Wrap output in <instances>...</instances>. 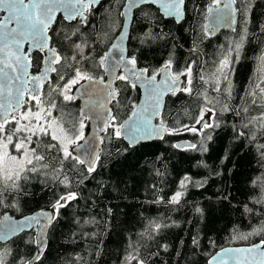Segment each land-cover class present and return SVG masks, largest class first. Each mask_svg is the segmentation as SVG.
<instances>
[{
  "label": "trees",
  "instance_id": "1",
  "mask_svg": "<svg viewBox=\"0 0 264 264\" xmlns=\"http://www.w3.org/2000/svg\"><path fill=\"white\" fill-rule=\"evenodd\" d=\"M123 3L124 0H106L87 13L84 23L77 20L68 24L59 18L50 31L52 46L62 56L70 57L75 53L74 43L86 42L88 46L83 50L88 53L97 49L116 25L113 39L101 54L107 51L121 28ZM211 3L212 0H188L185 20L180 24L164 19L150 6L135 13L128 54L136 56L139 67L148 68L151 73L172 59V71L176 72L190 61L196 62L192 66L194 95L179 92L166 99L158 122L163 120L169 128L195 123L203 106V98L196 93L207 89L209 98L220 97L221 94L213 91L212 74L229 48L240 41L245 27L247 38L239 58L230 69H225L228 81L221 78L220 86L223 89L229 81L231 83L230 108L248 106V117L264 111L250 105L248 95L264 79L259 61L264 54V0H237L236 7L241 9L237 29L223 31L215 37L205 35L202 30ZM245 11L247 24L244 23ZM144 12L150 15L145 16ZM77 34L85 38L79 39ZM194 48L196 51H192ZM101 54H83L88 57L85 65L94 64ZM232 58L235 60V53ZM62 68L68 69L67 77L71 75L67 63ZM95 74L103 75L102 69H95ZM200 75L210 83L201 81ZM116 91L118 99L112 104V112L115 123L120 124L137 105L140 92L119 80ZM68 105L58 107L59 120ZM71 105L79 114L78 103L72 101ZM215 110L219 126L204 130L212 136L206 142V152L173 147L179 142L199 145L201 136L187 131L130 148L121 138L110 137L112 129L108 128L101 137L103 142L96 171L87 174L83 165H76L75 171L68 173L73 180L70 190L78 191L80 198L60 209L50 229L46 250L36 264H127L125 258L129 253L135 255L134 249L147 264H207L220 249L259 242V235L242 240L238 234L249 233L264 220V214L245 211V206L254 209L255 213L264 208L256 203V200H264V160H261L255 142L246 137L238 138L237 130L249 135L255 131L259 143H264V133L251 126L243 128L241 118L233 111L223 112L219 104L215 105ZM65 167H69L67 162ZM50 175L54 174L50 172ZM186 175L205 183L202 187L189 184L179 205L167 203L180 190L179 182ZM81 179L83 183L77 188L76 181ZM253 181L257 183L254 185ZM22 187L25 193H15L0 185V199L5 205L16 204V207L0 206V216L10 212L21 217L52 209L50 205L55 198L69 190L44 175H32L23 181ZM160 198V203L153 202ZM197 208L203 210V215L196 211ZM150 222L168 227H161L156 232ZM194 237L199 240L198 245H193ZM29 240L33 242L29 243ZM164 245L168 246L167 250ZM5 248L10 251V255L5 256L7 264H15L20 258L29 261L36 249L35 231L1 245L0 252Z\"/></svg>",
  "mask_w": 264,
  "mask_h": 264
},
{
  "label": "snow or ice",
  "instance_id": "2",
  "mask_svg": "<svg viewBox=\"0 0 264 264\" xmlns=\"http://www.w3.org/2000/svg\"><path fill=\"white\" fill-rule=\"evenodd\" d=\"M237 0H212L207 7L206 23L202 26L205 35L214 34L219 27H232L237 23L236 12L240 8H234ZM100 4V0H0V185L4 189H10L15 193H25L21 182L27 181L32 175H44L53 180L54 183L69 189L55 198L50 205L52 211L41 210L32 216H27L22 221H15L12 217L4 215L2 220L6 222L3 233L0 234V241H6L11 237L31 228L40 225L35 243L38 251L33 260L28 261L20 258L15 264H35L41 259L46 248V229L59 216L60 209L65 208L71 201L78 200L80 193L70 190L73 180L68 173L75 171L76 165L85 166L87 174L96 171V165L100 160L99 154L92 146V143L85 138V121L94 119L104 122L106 128H111L110 137L117 139L124 138L129 146H135L142 141L152 139H163L165 135L179 134L187 131L201 136L199 145L191 142L176 144L173 147L191 149L206 152V142L212 139L211 135L205 134V129H215L219 126L215 117L217 115L215 105H221L223 112L233 111L241 118L243 128L250 126L264 133V111L258 115L248 117L250 108L248 106L230 108L228 101L232 97L230 81L222 89L221 78L228 81V73L231 65L239 58L243 41L247 38V28L243 29L240 41L220 60L216 72L212 74L214 80L213 91L221 94L219 98H209L207 89L203 93H196L203 98V106L193 125L184 124L180 128H169L163 120L154 125L152 120L161 114L166 95L175 96L178 92L194 95L193 64L190 61L183 69L172 71L173 60H167L158 70L151 73L148 68L137 67L135 55L128 54L125 47L127 25H121V34L115 38L107 51L99 55L94 64L85 65L88 57L83 55V48L88 46L84 43H74L75 53L69 56H62L57 48L52 46L47 33L57 12H63L64 18L73 20L80 17L82 21L87 17L85 11ZM156 4L162 10L163 15L172 17L177 23L183 20L187 11L186 0H126L123 5L126 9L120 15L129 17L133 9L141 5ZM142 10V9H141ZM145 16L150 13L144 12ZM244 23L247 24V13ZM235 30V28H233ZM264 31V26H262ZM25 44L28 45L27 49ZM37 55L33 57V52ZM192 51H196L194 48ZM235 53V60L232 54ZM260 69L264 71V54L259 57ZM67 63L71 69V75L67 78L60 73L56 65L63 66ZM43 65V67H41ZM35 66L37 71L33 72ZM102 69L109 76L106 82L103 75L97 76L95 69ZM123 69L121 74L118 70ZM50 73H56L58 80L63 83L53 82ZM157 76H161L157 80ZM185 79L181 81L180 77ZM199 79L205 84L210 83L204 75ZM115 80L124 81L135 89L138 85L144 89L145 99L139 106H135L133 116L137 119L132 123L124 121L115 123L116 117L107 104L116 99L118 93L112 88ZM48 85L50 91L46 92L44 86ZM79 85V98L83 100V107L80 110V119L70 127L65 128L63 123L52 116V110L56 109L55 100L50 99L51 93L62 97L63 101L71 102L76 97L73 94L74 86ZM183 85V86H182ZM264 79L248 93L251 97L250 105L264 109ZM208 105H212L208 107ZM207 117V118H206ZM248 117L247 119H245ZM197 125L199 127H197ZM102 128L101 131L106 130ZM237 137H246L255 142L254 146L264 160V143L257 142V135L254 131L251 135L245 131L237 130ZM83 141V144L80 142ZM103 142L102 140L100 141ZM79 149H83L79 154ZM227 159V157H225ZM69 167H65V163ZM207 167V165H204ZM54 175H50V172ZM87 178V176H84ZM83 183V179L76 181L77 188ZM205 181H196L185 176L179 182V189L167 201L173 205H179L185 196L186 190L191 184L193 187H202ZM257 181H253L255 185ZM2 194V193H0ZM227 199V196L224 197ZM162 198L153 201L160 203ZM256 203L264 205V200H256ZM0 206L16 207L14 203L5 205L0 199ZM111 210L109 209V212ZM196 211L203 215V210ZM249 214H264V208L259 213L254 209L245 206ZM41 220L45 223L41 224ZM153 231L158 232L161 225L150 222ZM259 235L258 243H253L244 248H225L222 253H216L211 257L208 264H264V220L257 227H254L247 234H238V238L247 240L249 236ZM236 238V237H234ZM29 243L33 241L29 240ZM214 243V242H213ZM199 240L193 238V245H198ZM167 250V245L163 246ZM135 255L129 253L125 258L127 264L135 260L136 264H147V260L140 258L138 250L134 249ZM6 255L10 251L5 248L0 252V264H7Z\"/></svg>",
  "mask_w": 264,
  "mask_h": 264
},
{
  "label": "water",
  "instance_id": "3",
  "mask_svg": "<svg viewBox=\"0 0 264 264\" xmlns=\"http://www.w3.org/2000/svg\"><path fill=\"white\" fill-rule=\"evenodd\" d=\"M105 1H106V0H100V4L93 6L90 10H92V9H97V8H98L103 2H105ZM187 1H188V0H186V2H187ZM26 2H27V0H26ZM125 3H126V0H124V4H125ZM124 4H123V5H124ZM145 6H152V7H154L155 9H157V10L159 11V13L163 16V18H165L166 20H173L176 24H180L181 22H183V21L185 20V15H184L183 20H181L180 23H177V22L175 21V19L172 18V17H166V16H164L162 10L159 9L158 6H157L156 4L141 5L140 8L133 9L132 13L129 14V17H124V16L121 15V16H122V23H121V25H125V24L127 25V28H126V37H127V38H126V40H125V42H124V43H125V47L127 48V51H128V44H129V39H130V34H131V29H132V24H133V21H134L135 13H136L139 9H141L142 7H145ZM233 7H234V8H237V7H236V4L233 5ZM90 10L85 11V12H84V15L86 16L87 13H88ZM125 10H126V9H125L124 6H123L122 9H121V12H123V11H125ZM3 15H5V13L0 12V16H3ZM207 15H208V14H207ZM59 18L63 19V20H64L66 23H68V24L73 23V22H75V21H77V20H80L82 23L85 22V20L82 21L80 17H77L76 19H73V20H67V19L64 18V14H63V12H57V13H56L55 20H54L53 23L51 24V26H50V28H49V31H48V33H47L49 36H50V31L52 30V28L54 27L55 23L57 22V20H58ZM236 20H237V23H236L235 25H233L232 27H227V26L219 27V28L216 29V31H215L214 34H209L208 36H209V37H215V36L219 35L220 33H222L223 31H231V32H232V31H235V30L237 29V27H238V23H239L238 11L236 12ZM206 23H210V21L205 19V24H206ZM233 28H235V30H233ZM120 34H121V28H120V30H119L117 36H119ZM117 36H116V37H117ZM113 42H116L115 39H114ZM50 43H51V41H50ZM27 47H28V45L25 44V48H26V49H27ZM109 47H110V46H109ZM34 52H35V51H34ZM34 52H33V53H34ZM137 67H139L138 64H137ZM139 68H140V67H139ZM122 72H123V69H120V70H118L117 74H120V73H122ZM103 74H104L105 81L107 82L110 78H109V76H108L106 73L103 72ZM49 75L51 76V73H50ZM161 78H162V77L159 76V77H157V80H160ZM180 79H181V81L184 80L183 78H180ZM116 82H117V80L113 81V83H112V88H113L115 91H116ZM182 86H183V85H182ZM79 87H80V86L77 85V86L74 88V90H73V94H74L75 97H76V98L74 99V101H76V102L79 104V110H81V108L83 107V100L79 98V91H78ZM136 88L140 91L139 101H138V103H137V105H136V106H139V105H141V103H142V102L144 101V99H145V92H144V89L141 88L139 85H138ZM116 92H117V91H116ZM178 93H179V92H178ZM169 95H171V94H169ZM169 95H166V96L164 97V104H163V108H162V110H161V114H160L159 116L153 118L152 123H153L154 125L159 124L158 120H159V119L162 117V115H163L164 108H165V103H166V99H167V97H168ZM117 99H118V95H117V97H116L115 100H113L111 103L107 104V107L110 108V109L112 110V104H113ZM134 110H135V107L132 109V111L130 112L129 116L126 118L125 121H129V123H132L133 121H135V120L137 119L136 116H133V112H134ZM112 115H113V112H112ZM86 122H87V130H86V133H85V138H86L87 140H89V141L92 143V146L96 149V152H97V153L99 154V156H100V150H101V147H102V143L100 142V141H101V137H102V135L107 131L108 128H106V125H105L104 122H102V121H98V120L90 119V120H87ZM102 128H106V130L101 131ZM165 136H166V135H165ZM165 136H164V137H165ZM121 139H122V140H123L128 146H129V142H128L127 139H124V138H121ZM159 140H162V139H152V140H148V141H142V142L136 144L135 146H132V147L129 146V147H130V148H135V147H137V146L140 145V144H149V143L156 142V141H159ZM80 143L83 144V141H81ZM185 143H187V142H179L178 144H185ZM178 149H181V148H178ZM82 151H83V149H79L78 152H77V153H74V154H79V153L82 152ZM84 167H85V166H84ZM42 210H43V209H42ZM40 211H41V210H38V211H35V212H33V213H30V214H27V215H24V216H21V217H15V216L11 215L10 212H5V213H3V214L0 216V234L3 233L4 227H5V224H6V222H4V221L2 220V218H3L4 215H8V216L12 217L13 220H15V221H22V220H24L25 217H27V216H32V215H34V214H36L37 212H40ZM46 211L51 212L52 209H49V210H46ZM43 223H45V221H44V220H41V224H43ZM52 225H53V222H52V224H50V225L47 227V229H46V247H47V242H48L49 232H50V229H51ZM32 230L35 231V240H36V239H37V233H38V231L40 230V225H34V226L31 227V228H26L24 231H22V232H20L19 234H17V235H15V236L11 237V238L8 239V240H6V241H0V246H1V245H6V244H8L9 242L13 241L14 239L18 238L19 236H21L22 234H24V233H29V232H31ZM257 243H258V242H257ZM248 246H250V245H247V246H230V247H225V248H244V247H248ZM225 248H223V249H225ZM223 249L218 250L216 253H222V250H223ZM45 250H46V248L44 249L43 253L45 252ZM37 251H38V248H37V245H36V249H35L34 255L32 256V258H31L29 261L33 260L34 256L37 254ZM216 253H215V254H216ZM215 254H213V255H215ZM213 255H212V256H213ZM212 256H211V257H212ZM211 257L209 258V260H211ZM209 260H208V262H209ZM37 262H38V261H35V264H36ZM208 262H207V264H208ZM230 264H231V262H230Z\"/></svg>",
  "mask_w": 264,
  "mask_h": 264
},
{
  "label": "rangeland",
  "instance_id": "4",
  "mask_svg": "<svg viewBox=\"0 0 264 264\" xmlns=\"http://www.w3.org/2000/svg\"><path fill=\"white\" fill-rule=\"evenodd\" d=\"M115 31H116V25L114 26L112 32L109 35L105 36L103 42L101 43V45L97 49L92 50L88 53H86L83 50V54H101V52L104 50V48L113 39ZM77 35H78L79 39L85 38L82 34H77ZM79 119H80V116H79V114H77L76 109L71 104H69L67 106V111L64 112V116L61 118L60 122L64 123L66 126L70 127L73 123L78 122ZM84 132H85V128H84Z\"/></svg>",
  "mask_w": 264,
  "mask_h": 264
},
{
  "label": "flooded vegetation",
  "instance_id": "5",
  "mask_svg": "<svg viewBox=\"0 0 264 264\" xmlns=\"http://www.w3.org/2000/svg\"><path fill=\"white\" fill-rule=\"evenodd\" d=\"M124 4V3H123ZM123 7V6H122ZM145 7H147V6H145ZM150 7H152V6H150ZM143 8V7H142ZM152 8H154V7H152ZM155 9V8H154ZM156 11H158L157 9H155ZM159 12V11H158ZM160 14V13H159ZM161 15V14H160ZM162 16V15H161ZM122 17V16H121ZM163 17V16H162ZM165 19V18H164ZM80 21V20H79ZM173 21V20H172ZM81 22V21H80ZM82 23V22H81ZM51 45H52V43H51ZM37 55V53L36 52H34L33 53V57H35ZM138 64V63H137ZM139 66V65H138ZM41 67H43V65H41ZM56 67H58L59 69H60V73L61 74H63V75H65V77H67L66 76V73L68 72V69L67 68H65V69H63L62 67L63 66H61V65H56ZM141 68V67H140ZM32 71L33 72H35V71H37V69L35 68V66L33 67V69H32ZM103 71V70H102ZM104 75V74H103ZM157 77H159V76H157ZM50 78H51V80L55 83V82H58V83H63V81H59L58 80V77H57V74L56 73H51V76H50ZM77 86V85H76ZM75 86V87H76ZM74 87V88H75ZM74 88H73V90H74ZM44 90L46 91V92H48V91H50V89H49V87H48V85L46 84L45 86H44ZM140 92V91H139ZM140 97V96H139ZM50 99H53V100H55V102H56V104H57V107H56V109H53L52 110V116H53V118L54 119H57V120H59V116H60V114H61V112L60 111H58V107L60 108H64L67 104H71V102H67V101H63L62 100V97H57V95H56V93H51V96L49 97ZM73 102H76V101H74L73 100ZM77 103V102H76ZM78 106H79V104H78ZM60 121V120H59ZM86 124V127H85V132H84V135H85V133H86V130H87V122L85 123ZM63 125H64V123H63ZM65 127V126H64ZM66 128V127H65ZM23 183V181L21 182V184Z\"/></svg>",
  "mask_w": 264,
  "mask_h": 264
}]
</instances>
